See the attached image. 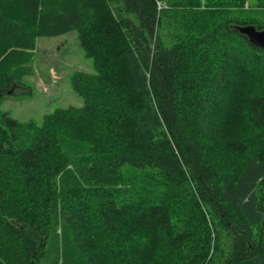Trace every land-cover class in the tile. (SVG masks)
Returning a JSON list of instances; mask_svg holds the SVG:
<instances>
[{
  "label": "trees",
  "instance_id": "trees-1",
  "mask_svg": "<svg viewBox=\"0 0 264 264\" xmlns=\"http://www.w3.org/2000/svg\"><path fill=\"white\" fill-rule=\"evenodd\" d=\"M15 1L34 27L25 31L15 17L1 14L0 46L34 51L37 38L76 31L96 73L73 78L100 96L85 112L98 126L71 170L65 168V141L49 124L53 119L30 144L18 145L15 123L0 116V172L17 188L0 190L1 243L7 237L24 264H40L59 222L90 264H108L109 253L129 259L142 246L136 238L150 230L164 234L172 249L187 246L196 264H264V150L250 152L235 138L226 146L241 153V164L213 165L221 145L216 120L235 85V47L243 46L255 65L264 64V48L237 30L264 25L232 14L249 0H198L209 23L194 18L199 33L171 44L161 31L162 0ZM51 2L66 11L48 12ZM26 70L3 76L0 100ZM246 109L252 128L263 131L264 91L250 97ZM151 188L152 195L145 193ZM177 198L193 211L178 214ZM195 213L199 239L187 223Z\"/></svg>",
  "mask_w": 264,
  "mask_h": 264
},
{
  "label": "rangeland",
  "instance_id": "rangeland-1",
  "mask_svg": "<svg viewBox=\"0 0 264 264\" xmlns=\"http://www.w3.org/2000/svg\"><path fill=\"white\" fill-rule=\"evenodd\" d=\"M200 1L204 3L205 0ZM197 2L198 0L158 2L159 11H163L160 17L161 31L168 44L184 41L186 36L189 38L197 35L200 28L195 27L194 18L201 26L209 23L211 15L204 18L199 12L207 8L196 6ZM257 2L258 0H249L242 10L236 8L232 14L264 25V6L258 5ZM214 9L211 8V10ZM80 10L85 15L90 14V9L86 6L81 5ZM47 11L65 12L66 6L51 2L47 5ZM5 13L15 17L24 26L25 31H31L34 27L33 21H28L20 15L15 0H0V15ZM235 48L231 70L235 85L229 97L225 99L222 112L216 120L221 135V145L214 151L213 165L222 169H236L241 164V153L231 151L226 146V143L235 138L245 142L250 152L264 150V130L256 131L252 128L246 109L249 98L264 91V64L258 66L249 61L243 46ZM19 67H25L27 70L21 73L16 82L11 83L9 96L0 100V116L7 115L15 123L18 145L30 144L38 134L47 129L49 124L53 125L52 131L54 130L57 136L65 141L63 146V152L66 155L65 168L71 170L73 168L71 161L81 159L84 151L82 147L87 149L90 146L91 141L88 140V136L98 126L96 124L98 120L91 119L85 112L92 100L99 99L100 94L93 85L73 78L76 72H85L90 75L96 73L91 59L80 47L77 32L72 31L58 37L37 38L34 51L0 46V85L4 75L18 70ZM51 119L53 120L47 124V121ZM11 178L7 172H0L1 191L17 190L10 181ZM127 185L123 183L119 188L124 189ZM132 188L134 185L130 183L127 192L131 193ZM154 191V188L146 189L145 193L152 195ZM139 197L137 196L136 199ZM173 201V207L177 209L178 214L185 216L193 211L190 207L184 209L182 205L185 204L184 200L177 198ZM193 217L194 221L187 223L192 225V236L199 239L201 232L197 230L199 228L201 230V227L196 213ZM6 241H8L7 237L2 240V243L0 241V264H24L19 253L14 250V246ZM136 242L142 246L136 245L137 252L130 253L129 259L123 260L118 255L109 253L107 263L188 264L190 262L189 264H196L185 252L187 246L172 249L166 236L157 230H150L147 234L140 235L136 238ZM94 259V261L101 260L98 257ZM40 264L90 263L84 255L74 249L68 231L57 222L50 229L48 254Z\"/></svg>",
  "mask_w": 264,
  "mask_h": 264
},
{
  "label": "water",
  "instance_id": "water-1",
  "mask_svg": "<svg viewBox=\"0 0 264 264\" xmlns=\"http://www.w3.org/2000/svg\"><path fill=\"white\" fill-rule=\"evenodd\" d=\"M237 30L247 36L253 45L264 48V30H258L254 25L237 27Z\"/></svg>",
  "mask_w": 264,
  "mask_h": 264
}]
</instances>
